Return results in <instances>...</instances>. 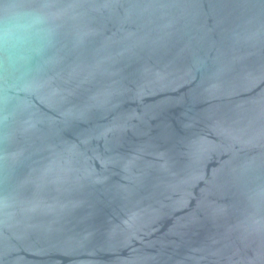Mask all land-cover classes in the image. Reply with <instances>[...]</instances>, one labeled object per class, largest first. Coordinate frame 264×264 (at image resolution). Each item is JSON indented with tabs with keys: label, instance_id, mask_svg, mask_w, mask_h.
I'll return each instance as SVG.
<instances>
[{
	"label": "water",
	"instance_id": "1",
	"mask_svg": "<svg viewBox=\"0 0 264 264\" xmlns=\"http://www.w3.org/2000/svg\"><path fill=\"white\" fill-rule=\"evenodd\" d=\"M0 264H264V0H0Z\"/></svg>",
	"mask_w": 264,
	"mask_h": 264
}]
</instances>
